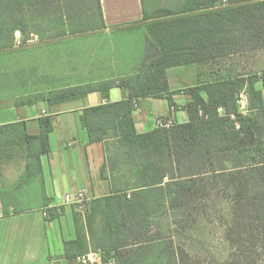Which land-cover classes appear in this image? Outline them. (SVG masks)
<instances>
[{
    "label": "trees",
    "instance_id": "trees-1",
    "mask_svg": "<svg viewBox=\"0 0 264 264\" xmlns=\"http://www.w3.org/2000/svg\"><path fill=\"white\" fill-rule=\"evenodd\" d=\"M144 19L151 21L144 24L147 36L143 52L134 56L133 63H126L122 76L65 85L14 101L15 105L41 101L54 105L91 91L106 94L112 86L128 93L125 99L82 110L80 120L89 142L106 145L100 174L111 181L113 194L97 198L87 211L88 241L77 234L64 242L65 256L71 261L85 252L100 250L103 259L114 257L117 264H177L178 254L169 238L147 236L151 214L160 209L193 207L208 189L206 176L215 183L227 180L226 186L232 187L229 239L244 233L253 238L264 236V161L246 164L241 160L232 170L222 162L235 153L253 152L257 146L264 149V72L221 75L184 88L182 93L191 97L184 105L188 114L184 123L138 133L132 117L139 100L148 96L165 98L176 107L173 95L178 91L169 88L168 67L207 64L263 47L264 0H185L176 9L144 12ZM103 29L100 0H0V50L24 44L29 34L44 42ZM17 32L23 37L21 41L16 39ZM241 92L247 96L246 113L237 104ZM37 122L36 135L25 131L23 135L28 156L39 159L49 151L53 122L50 115L40 116ZM7 127L0 126L3 145L12 137L4 133ZM256 187L257 203H253L250 195ZM56 216V210L49 208L45 217ZM143 252L153 257L138 260Z\"/></svg>",
    "mask_w": 264,
    "mask_h": 264
},
{
    "label": "crops",
    "instance_id": "crops-1",
    "mask_svg": "<svg viewBox=\"0 0 264 264\" xmlns=\"http://www.w3.org/2000/svg\"><path fill=\"white\" fill-rule=\"evenodd\" d=\"M100 4L105 29L151 21L144 19V12L150 13L146 0H100ZM144 36L146 38V32ZM203 65L208 68L200 73L199 68ZM222 70L215 73L209 63L168 67L169 88L178 91L173 95L176 107H171L165 98H141L132 112L136 132L156 128L158 118L186 122L188 114L184 105L191 97L179 91L220 77ZM127 95L123 88L112 86L106 94L91 91L78 99L54 105L41 101L32 105L11 102L0 106V126H8L4 133L12 136L5 145L0 143V264H73L65 256L64 242L75 239L77 234L88 241L87 211L97 198L113 194L111 181L100 174L106 145L89 142L80 120L82 110L119 101ZM42 109L46 112L42 113ZM46 115H50L53 122L48 136L49 151L41 154L39 159L28 156L23 132L36 135L39 132L37 119ZM16 123L20 125L10 126ZM33 143L36 145V140ZM36 149L34 146L33 153ZM78 190H87L92 197L83 215L74 206L66 205L56 217L46 219L43 208L52 205L57 194ZM95 220L99 227V217Z\"/></svg>",
    "mask_w": 264,
    "mask_h": 264
},
{
    "label": "rangeland",
    "instance_id": "rangeland-1",
    "mask_svg": "<svg viewBox=\"0 0 264 264\" xmlns=\"http://www.w3.org/2000/svg\"><path fill=\"white\" fill-rule=\"evenodd\" d=\"M184 2L146 0L151 13L159 8L176 9ZM145 32L144 24H134L44 42L29 34L24 44L17 43L14 47L0 50V106L65 85L88 84L90 81L122 76L126 63H133L134 56L143 52ZM15 36L19 41L23 39L19 32ZM209 64L215 73L223 69L221 75L225 76L261 74L264 72V46L215 59ZM207 68L208 65L201 66L200 73ZM244 95L245 99L239 107L246 113L247 96L246 93ZM235 154L222 161L228 170H232L241 160L246 164L264 161V149L258 146L253 152ZM205 183L208 189L193 207L183 206L168 211L160 209L152 213L151 231L147 236L169 238L178 254L177 264H264L263 235L253 238L244 233L240 238L232 235L231 239L227 235L229 227L233 226V192L232 187L226 186L227 180L215 183L212 177L206 176ZM251 193L253 203H257V187ZM147 256L151 259L153 254L143 252L137 259ZM72 263L79 264L77 258Z\"/></svg>",
    "mask_w": 264,
    "mask_h": 264
},
{
    "label": "built area",
    "instance_id": "built-area-1",
    "mask_svg": "<svg viewBox=\"0 0 264 264\" xmlns=\"http://www.w3.org/2000/svg\"><path fill=\"white\" fill-rule=\"evenodd\" d=\"M244 99V93H239L237 97V104L239 106H242ZM45 112V109H42V113ZM218 112L222 113L223 109L219 107ZM231 117L234 118L233 115ZM172 124L173 121L171 120V118H158L156 120V127L159 128L169 127ZM236 127H238L237 123ZM91 202L92 197L90 196L87 190H78L73 193L65 192L57 194L54 197L52 205H48L43 208V215L46 216L48 214L49 208H54L56 212H60L61 209L66 205L74 206L77 209L78 213L83 215L87 210L88 206L91 204ZM77 261L79 262V264H117L114 257H110L107 260H104L100 251H88L83 254H80L77 256Z\"/></svg>",
    "mask_w": 264,
    "mask_h": 264
}]
</instances>
